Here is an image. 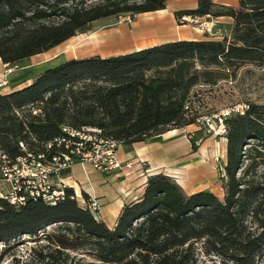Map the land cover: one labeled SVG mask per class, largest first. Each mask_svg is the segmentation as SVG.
I'll return each instance as SVG.
<instances>
[{
  "label": "trees",
  "instance_id": "16d2710c",
  "mask_svg": "<svg viewBox=\"0 0 264 264\" xmlns=\"http://www.w3.org/2000/svg\"><path fill=\"white\" fill-rule=\"evenodd\" d=\"M169 1L0 0V60L16 66L87 33L97 20L162 11ZM235 1L236 8L215 12L213 0H196L195 9L174 13L180 25L184 17L230 18L231 35L221 41L71 59L0 94V169L1 156L15 162L26 154L20 143L28 153L47 154L64 128L96 129L101 138L131 145L196 124L207 116L194 108L201 90L246 67L264 71V0ZM245 105L223 118L221 199L208 190L187 194L157 173L110 229L89 209V197L83 194L82 205L69 187L54 205L0 197V257L29 237L43 242L31 264H264V104ZM189 141L196 152L195 138Z\"/></svg>",
  "mask_w": 264,
  "mask_h": 264
},
{
  "label": "crops",
  "instance_id": "0c3cea01",
  "mask_svg": "<svg viewBox=\"0 0 264 264\" xmlns=\"http://www.w3.org/2000/svg\"><path fill=\"white\" fill-rule=\"evenodd\" d=\"M173 1H169L162 11L137 16L131 26V30L134 32L132 35L133 48L127 51L104 56L100 54L85 55L81 49L77 48L76 36L46 53L27 58V61L30 62L24 68L30 70L58 62L60 59L65 62L91 56L103 58L117 56L174 41L210 40L203 37V33L194 28L186 25L178 26L174 17V13L177 11L195 9L196 0H187L191 3L186 6L172 4ZM229 1L233 2V6L235 3L234 8L237 7L235 0ZM144 15L147 17L145 23L138 24L137 19ZM141 45L145 46L141 47ZM4 65L0 60V73L4 71ZM34 77H24L16 83L10 84L11 88L0 92V94H8L22 89L29 85ZM193 126L172 130L131 145L120 144L117 148V157L122 165L121 170L103 174L95 171L89 165L75 164L68 173H63L60 177L53 179L55 188L59 186L72 188L80 204L84 200L83 194H86L89 199L95 200L99 205L98 217L110 229L114 227L122 207L138 200L143 193L147 178L157 173H164L176 181L181 180L180 186L187 194L208 190L221 199L223 192L218 182L219 175L216 176L211 163L213 153L212 150H208L210 143H207L208 140H203V135L202 138H198L200 129L193 128ZM189 137H194L196 140V152L191 149ZM127 163H132L130 169L124 167ZM0 187V192H3L7 186Z\"/></svg>",
  "mask_w": 264,
  "mask_h": 264
},
{
  "label": "rangeland",
  "instance_id": "374dc122",
  "mask_svg": "<svg viewBox=\"0 0 264 264\" xmlns=\"http://www.w3.org/2000/svg\"><path fill=\"white\" fill-rule=\"evenodd\" d=\"M128 1L133 2L134 0ZM213 2L215 4V12H223L228 8L235 7V3L233 6V2L229 0H213ZM190 3L187 0L172 2V4L183 6ZM145 16L138 18L137 23L143 25L147 18ZM128 18H130L131 22L128 21ZM136 18L137 16L126 14L95 21L91 24L90 31L76 37L77 48L81 49L85 55L100 54L101 56L116 54L133 48L132 35L134 32H132L131 26ZM182 23L181 25L194 28L203 33V37L215 41L230 37L233 25V21L228 17L185 18L182 19ZM177 25L180 26V23L177 22ZM143 46L145 45H141V47ZM63 61L60 59L58 62L27 70L24 66L30 61L24 59L18 62L16 66H10L13 68L14 73L9 77V87L7 89L11 88L10 84L12 85L24 77H34ZM247 103L264 104V71L253 67H246L240 70L235 79L221 81L214 88L208 87L201 90L194 100V108L199 115L216 116L222 111L243 107ZM193 128L201 130L200 133L196 132L200 135L198 138H202L203 135V140H208L207 143H210L208 150H212L213 153L211 163L217 174L216 176H218L221 165L225 161V139L221 137L222 134L218 136L207 134L204 126L198 123L194 124ZM209 138H211L210 141ZM177 183L180 185L181 180L178 179ZM0 186H7L3 192L1 191L3 196L6 195L9 192L8 185L0 184ZM39 244H43V242L38 243L35 239L29 237L21 238L11 247L7 254L0 257V264H31L32 250L37 248ZM2 248L3 246L1 245L0 253ZM79 258L81 256L76 257V259ZM210 264H218V262L212 261Z\"/></svg>",
  "mask_w": 264,
  "mask_h": 264
},
{
  "label": "built area",
  "instance_id": "2783aa9c",
  "mask_svg": "<svg viewBox=\"0 0 264 264\" xmlns=\"http://www.w3.org/2000/svg\"><path fill=\"white\" fill-rule=\"evenodd\" d=\"M185 19V18H182ZM128 21L131 22L130 18ZM0 73V91L9 87V77L13 68L4 65ZM247 106L231 108L220 112L216 116H203L196 123L204 126L207 134L218 136L224 133L223 118L231 113H243ZM60 136L46 145L47 154L28 153L26 147L20 143L21 149L26 152L22 157L10 162L1 156L3 165L0 169V184H6L9 192L0 197L11 203L22 204L27 198H39L51 205L63 197V186L55 188L53 179L69 171L73 165H89L95 171L108 174L121 170L122 165L117 157L119 143L98 136V130L83 128L82 130L63 129ZM190 138V137H189ZM132 167V163L124 166ZM220 173H224L220 168ZM85 205V201H81ZM92 212H97L99 205L93 199L88 204Z\"/></svg>",
  "mask_w": 264,
  "mask_h": 264
}]
</instances>
